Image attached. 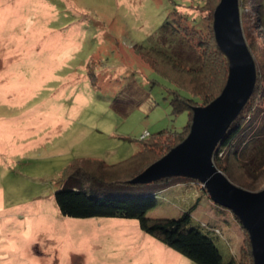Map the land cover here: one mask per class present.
Returning <instances> with one entry per match:
<instances>
[{"label": "rangeland", "instance_id": "374dc122", "mask_svg": "<svg viewBox=\"0 0 264 264\" xmlns=\"http://www.w3.org/2000/svg\"><path fill=\"white\" fill-rule=\"evenodd\" d=\"M220 1L0 0V264H130L131 249L146 235L138 221L68 219L55 194L76 162L117 166L143 151L147 165L168 155L169 145L176 143L165 144L156 138L160 133L186 130L188 136L190 113L175 116L171 103L178 93L195 96L198 103L192 107H205L194 93L198 82L143 51L161 45L182 55L186 46L194 49L207 67L205 93L216 99L229 74L227 59L214 47ZM175 2L180 6L173 10ZM240 15L260 78L239 116L240 123H248L255 113L264 118V0H240ZM167 21L180 40L166 36L158 41ZM52 53H57L55 62H48ZM48 65L56 73L38 81ZM48 112L59 118L61 112L65 126H46ZM146 133L150 138L142 143ZM263 139L261 134L256 141ZM230 158L223 162L240 188L264 190V168L248 170L247 154ZM202 189L185 183L160 193V204L148 217L179 219L202 197L193 217L221 233L211 237L224 262L234 257L252 264L244 256L249 239L240 222Z\"/></svg>", "mask_w": 264, "mask_h": 264}, {"label": "trees", "instance_id": "16d2710c", "mask_svg": "<svg viewBox=\"0 0 264 264\" xmlns=\"http://www.w3.org/2000/svg\"><path fill=\"white\" fill-rule=\"evenodd\" d=\"M175 6H180V3H173V10ZM261 20L264 25V19L262 17ZM173 26V23L167 21L159 30L157 36L158 41L161 37L166 36H173V40L175 37V41L180 40L179 33L178 31L173 30ZM174 44H176V42ZM214 44L217 53L220 51L221 55L225 56L218 46L216 38L214 39ZM174 48L175 47L172 49L165 48L158 45L157 48H154L151 52L146 49L143 52H145L148 57H158L161 59V63L164 61L163 64H165V66H171L174 69H182L181 73L188 74H184L185 76L195 78V81L200 83V87L197 88L196 86L198 83L194 84V82H192V84H194V93L197 94V96L205 103V107H207L221 96L227 83L223 89H221L219 96L216 99H213L211 92L206 91L207 93H205L206 84L203 83V81L207 78L205 73L207 67L203 56L195 54L194 49L186 46L181 53L186 58V61H183L181 60L182 55H179L177 48ZM225 58L227 59V64L229 66V60L226 56ZM259 81L260 78L257 75L256 88L254 89L251 98L256 94ZM194 93L191 92L192 96ZM197 100L198 99L195 96L191 99H187L183 98L180 94L175 93L171 103L173 114L175 116L184 112L190 113V121L186 128H190L189 133L193 124L194 109H196L192 106L194 103H198ZM119 105L123 106V103L119 101ZM115 108L117 111H120L119 106H116ZM239 116L217 147L214 154V163L235 186L240 188L243 186L237 185L232 180V169L228 163L223 162V158L227 156L228 158L232 157L235 160L239 159V157L242 158L247 154L248 164H246V166L249 168L248 170L255 165L257 170L262 171L264 168V139L259 141L256 140L259 139V135L264 134V118H260V114L255 113L250 117L248 123H240L239 121L241 117ZM185 132L186 130L182 134L162 132L156 138H164L166 141L165 144L168 143L170 139L176 140V143L171 144L168 147L170 153L188 137H185ZM255 136H258V138L256 139ZM252 137L254 140L250 141L249 139ZM149 138L150 135L148 138L142 139V143L148 142L147 140ZM156 138L150 140V142ZM147 154V152L142 151L129 162L117 166H108L102 161L76 162L68 169L63 188L55 194V202L61 215L68 219L79 220H135L139 222L143 233L154 238L168 249L176 252L178 255L194 264H226L220 250L211 237L220 236L221 233L217 229L204 226L193 217L194 212L200 206L202 197H199L200 199L198 198L195 201V204L192 205L179 219H151L148 217V214L159 206L160 201L158 195L160 193L185 183L191 185L195 184L197 186L201 184L197 180L180 176L167 177L151 184L134 183V180L147 168L162 159L153 162L151 161L150 164L146 165ZM243 189H250V192L256 191L254 186H248L247 188L244 186ZM202 191L209 196L206 189L203 188ZM217 206L224 208L219 205ZM243 230L246 232L249 239L248 251L244 256H246L247 259L249 258L250 261H252V264H254L250 235L244 228ZM245 261L246 260L240 263L233 257L227 264H247Z\"/></svg>", "mask_w": 264, "mask_h": 264}, {"label": "water", "instance_id": "95a60500", "mask_svg": "<svg viewBox=\"0 0 264 264\" xmlns=\"http://www.w3.org/2000/svg\"><path fill=\"white\" fill-rule=\"evenodd\" d=\"M218 46L229 60L227 85L214 102L194 109L188 137L147 168L134 183L151 184L167 177L197 180L211 200L231 211L249 233L254 264H264V190L235 186L214 163V154L250 100L256 85L254 59L244 38L239 0H221L214 14Z\"/></svg>", "mask_w": 264, "mask_h": 264}, {"label": "crops", "instance_id": "0c3cea01", "mask_svg": "<svg viewBox=\"0 0 264 264\" xmlns=\"http://www.w3.org/2000/svg\"><path fill=\"white\" fill-rule=\"evenodd\" d=\"M68 46H72L71 43L66 44ZM62 48H64V45H61ZM57 53H52L51 59L48 60V62H53L54 56ZM55 62V60H54ZM48 67H50L48 65ZM56 71V70H55ZM54 70H52V67L48 69L47 75L44 77L42 76L38 78V81H44L47 77L54 76L56 73ZM54 73V74H52ZM52 74V75H51ZM58 80V78L56 79ZM43 83V82H40ZM45 119L50 120L51 123L46 125V126H55L58 127L60 126V123L64 124V122H61L63 118L61 117V112H60V118L57 116V114L48 112L45 115ZM46 123V122H45ZM120 221V220H116ZM120 222H126V220H121ZM139 236V235H138ZM14 237V236H12ZM12 237H9L12 238ZM20 236H15L14 239H20ZM14 239H11L10 241L13 242ZM141 245L136 244L133 246L131 249L132 255L128 257L130 259V264H173L174 261L178 264L184 263L186 264V261H184L181 256L177 255V253H174V251L168 250L167 247L159 243L157 240L150 236L146 235H141Z\"/></svg>", "mask_w": 264, "mask_h": 264}, {"label": "built area", "instance_id": "2783aa9c", "mask_svg": "<svg viewBox=\"0 0 264 264\" xmlns=\"http://www.w3.org/2000/svg\"><path fill=\"white\" fill-rule=\"evenodd\" d=\"M149 136L148 133H146L144 136H143V139L147 138Z\"/></svg>", "mask_w": 264, "mask_h": 264}]
</instances>
